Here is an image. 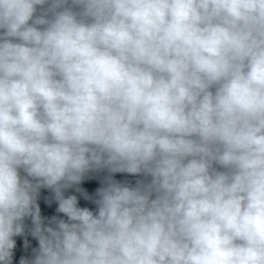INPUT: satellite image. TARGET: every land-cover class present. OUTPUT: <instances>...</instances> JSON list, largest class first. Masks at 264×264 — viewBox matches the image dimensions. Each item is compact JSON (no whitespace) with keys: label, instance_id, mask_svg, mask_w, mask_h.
I'll list each match as a JSON object with an SVG mask.
<instances>
[{"label":"clouds","instance_id":"obj_1","mask_svg":"<svg viewBox=\"0 0 264 264\" xmlns=\"http://www.w3.org/2000/svg\"><path fill=\"white\" fill-rule=\"evenodd\" d=\"M28 218L19 264H264V0H0V264Z\"/></svg>","mask_w":264,"mask_h":264}]
</instances>
